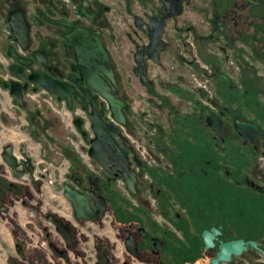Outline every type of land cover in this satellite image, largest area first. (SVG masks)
I'll return each instance as SVG.
<instances>
[{"label":"flooded vegetation","instance_id":"obj_1","mask_svg":"<svg viewBox=\"0 0 264 264\" xmlns=\"http://www.w3.org/2000/svg\"><path fill=\"white\" fill-rule=\"evenodd\" d=\"M84 69L97 71L122 103L123 122ZM36 73L72 88L73 107L33 84ZM12 82L27 87L25 99L51 97L85 143L86 159L76 155L67 180L106 199L97 222L111 213L119 240L96 236L91 261L87 241L78 237L73 246L75 226L47 213L49 223V215L69 223L72 241L68 247L58 231L56 240L41 222L38 237L52 259L45 255L40 264H264V115L258 108L264 105V0H0V89L11 98ZM91 112L114 139L110 147L116 144L114 155L104 145L96 148L112 158L105 164L89 154L96 137ZM238 120L260 128L262 137L246 140ZM116 161L134 172L135 192ZM0 179L5 211L7 190L27 194L20 183L11 186L1 173ZM36 179H29L35 187L42 178ZM129 237L136 255L126 246ZM52 243L67 256L56 255ZM15 250L22 260L29 257L19 241ZM73 252L84 260L72 262Z\"/></svg>","mask_w":264,"mask_h":264},{"label":"rangeland","instance_id":"obj_2","mask_svg":"<svg viewBox=\"0 0 264 264\" xmlns=\"http://www.w3.org/2000/svg\"><path fill=\"white\" fill-rule=\"evenodd\" d=\"M5 93V90L0 89V96L4 99L0 105V111L5 115L4 123L8 125L5 128L0 125V165L3 166V169L0 168V173L6 180H12V183L18 186L24 184V182L22 183L19 179L13 180V177L8 174V169H6L7 166L2 157L3 148L6 144H15L17 150H19L23 144L26 151L31 149L34 155H36L33 157H36L35 159L39 163V172L46 175L47 178L44 181L43 187L42 184L37 185L39 193L36 192L37 187H33L31 191L23 189V192L27 193L26 197L7 190V194L10 198L6 197L5 203H3L7 208L5 211L0 210V262L7 264V258L11 255L13 256L11 257L10 264H40L38 258H44L45 255L48 259L51 257L50 255H52V252L47 250L48 245L42 244L43 246H41V240L40 237H38L42 235V228L39 226L42 222L47 224L51 229L53 237L56 240L59 239V234L55 226L53 223H49L45 216L47 213L58 214L75 226L77 233L74 236L73 246L79 243L78 237H80L82 241H87L88 243L85 242L84 245L87 244L86 247L89 248L87 252H89V258L92 261L94 258L92 256L94 255L96 247V236L99 235L101 238L111 237L110 239H112L114 243L119 240H116V236H114V229L110 228V226H113L115 220L111 213H106L102 222L87 220L85 223H79V221H75L72 218L70 213L71 206L63 195V183L66 181L68 182L67 177L70 172L69 170L75 160L71 157H76L77 155L79 156V160H83L82 162H84L86 154L81 147H83L85 143L81 141L80 136L73 132L71 126L66 124V121L62 119L60 113L53 110L49 103V99L42 98L32 100L27 97L28 107L21 108ZM4 94L6 95L5 98L3 96ZM11 104H14L13 111L11 112L12 115H8V113H5L6 111L1 110H5V108L9 107ZM263 106H258L260 115H264ZM254 116L257 115L254 114ZM259 118L264 119L263 116ZM12 130L19 132L20 136H16V139H12L14 138L10 135ZM5 183L8 184L7 181ZM122 192L125 193L126 191ZM133 203L135 204L136 201H133ZM119 207L122 208L123 206L120 205ZM18 241L26 246V250L29 253L27 254L30 257H28L27 260H22L23 258L21 259L15 252V244ZM119 244H117L116 247L117 251L123 250V247L119 246ZM43 251H45V253ZM30 252L34 255L35 253L38 254L35 255L36 257H32V253ZM108 253L109 251H103L101 256L104 259H108ZM33 259L36 260L34 261ZM71 260L74 263H79L83 261L84 258L73 252ZM91 264H93V262H91Z\"/></svg>","mask_w":264,"mask_h":264},{"label":"water","instance_id":"obj_3","mask_svg":"<svg viewBox=\"0 0 264 264\" xmlns=\"http://www.w3.org/2000/svg\"><path fill=\"white\" fill-rule=\"evenodd\" d=\"M83 40L85 41V43L87 42V35L84 34ZM85 51L87 53L89 50H85ZM97 51L103 53L100 46L97 48ZM82 73L86 78H88L89 84H91L96 90L101 92L110 100L112 104L114 117L118 121L123 122L124 117L120 110L122 103L119 102L117 99H115L114 95L110 92V88H108L103 83V80L101 79L97 71H94L92 75H88L87 70L84 69ZM30 80L36 86H41L44 89H46L49 93L55 94L59 101H63V100L66 101L70 108L73 107L72 95L74 94V91L66 84L51 80L50 78L39 73L31 74ZM23 90H27V87H22L21 84L18 82H12V85L10 86L9 89L12 98L19 103L20 107L24 108L27 107L28 102L24 98ZM75 98L84 105V108H87L84 99L78 92L75 93ZM90 116L92 117L93 120V127L96 131V137L92 139V146L89 149V154L93 157H96L100 163L105 164L106 161L111 160L112 158H106L105 156L106 153L104 152L102 154L97 153L96 148H98L100 145H104L106 151L114 155L113 149L116 151V144L115 146H113V149L110 147V143L114 142V139L112 138L111 134H109V131H105L99 128V126H101L102 123L99 120V118L96 116L95 112H91ZM213 125L217 130H219L218 123ZM236 125L240 131V134L246 140L255 142L257 139H260L262 137V132L260 128H258L257 126H255L254 124L248 121L238 120L236 121ZM250 132H255V134L252 135L250 134ZM15 150H16L15 145L12 143L6 144L4 146L2 157L5 165L8 168H10V170L12 171L15 177L20 179L29 178L34 184H37L38 179L35 178L36 159L32 155H30L28 151L25 150L24 145H22L18 153H16ZM116 163L119 164L123 169H125L124 164L117 161ZM2 167L3 166L0 165V168ZM125 171H126L125 181L127 187L130 191L135 192L136 191L135 174L133 171L130 172L127 171L126 169ZM0 183H1V179H0ZM11 186H16V184L11 183ZM63 186H64V190H63L64 195L71 201L72 206L74 208V217L76 220L78 221L101 220V217L104 214V210L107 208L106 199L103 196L97 195L95 192L89 189H86L85 192H82L78 188L72 186V184L67 181L63 183ZM86 193H90L91 195H93L94 204L91 203ZM49 219H52L53 223L56 226L57 231L64 237L67 246L70 247L72 241V229L69 223H66L64 220L60 218H53L51 215H49ZM126 246L132 254L134 255L137 254L136 248L131 240V237L126 239ZM51 247L56 255L67 256V250L60 252L54 243L51 244Z\"/></svg>","mask_w":264,"mask_h":264},{"label":"crops","instance_id":"obj_4","mask_svg":"<svg viewBox=\"0 0 264 264\" xmlns=\"http://www.w3.org/2000/svg\"><path fill=\"white\" fill-rule=\"evenodd\" d=\"M10 99L12 100V98L10 97ZM13 101V100H12ZM14 102V101H13ZM15 103V102H14ZM13 105L14 104H11V105H9V107H7V108H5V111L8 113V115H12V111H13ZM4 106V105H3ZM54 110V109H53ZM55 111V110H54ZM13 116H14V114H13ZM3 121V122H2ZM0 125L2 126V127H7L8 125H6L5 123H4V118L1 116V114H0ZM11 136H13L14 138H12V139H16V136H20V133L19 132H16V130L15 131H13L12 130V133L10 134ZM55 139V138H54ZM15 145V144H14ZM23 145V144H22ZM22 147V146H21ZM25 147V146H24ZM52 148H54V147H52ZM32 156H36V155H34V153L32 152V150L30 149V150H27ZM57 151V150H56ZM55 151V152H56ZM36 158V157H35ZM46 160H48V159H46ZM51 161V160H50ZM49 161V162H50ZM52 163V162H51ZM39 171V170H38ZM36 172V175H35V177L36 178H38V177H42V179H41V181H39L40 182V184H42V187H43V185H44V181H45V179L47 178V176L46 175H44V174H42L41 172ZM26 183V184H25ZM24 188L23 189H25V190H29V191H31V189L33 188V187H35V186H33L34 184L29 180V179H26V181L24 182V184H21ZM36 192L37 193H39V190H38V187L36 188ZM24 194V196L27 194L26 192L25 193H23ZM55 194V193H54Z\"/></svg>","mask_w":264,"mask_h":264},{"label":"built area","instance_id":"obj_5","mask_svg":"<svg viewBox=\"0 0 264 264\" xmlns=\"http://www.w3.org/2000/svg\"><path fill=\"white\" fill-rule=\"evenodd\" d=\"M43 92H45V93H48V94H50L46 89H44L43 90ZM37 95H40V93H38V94H33L32 96L37 100V99H39L38 97H37ZM47 99H49V103H50V105H51V107L55 110L56 109V106H55V104H54V102L52 101V99H51V97H49V98H47ZM63 103H65V101H63ZM7 172V171H6ZM8 174H10L12 177H13V180L15 179H19L20 181L22 180V179H20V178H17V177H15V176H13V174L8 170ZM46 245V242L45 241H41L40 242V245L41 246H43V245ZM48 247V246H47ZM49 250V249H48Z\"/></svg>","mask_w":264,"mask_h":264},{"label":"trees","instance_id":"obj_6","mask_svg":"<svg viewBox=\"0 0 264 264\" xmlns=\"http://www.w3.org/2000/svg\"><path fill=\"white\" fill-rule=\"evenodd\" d=\"M68 154H69V153H68ZM70 156H71V155H70ZM70 156H69V158H70ZM71 158H72V159H75V157H73V156H72Z\"/></svg>","mask_w":264,"mask_h":264},{"label":"bare ground","instance_id":"obj_7","mask_svg":"<svg viewBox=\"0 0 264 264\" xmlns=\"http://www.w3.org/2000/svg\"><path fill=\"white\" fill-rule=\"evenodd\" d=\"M10 169V168H9ZM11 171V170H10ZM12 172V171H11Z\"/></svg>","mask_w":264,"mask_h":264}]
</instances>
